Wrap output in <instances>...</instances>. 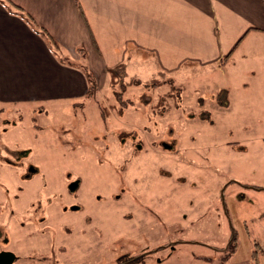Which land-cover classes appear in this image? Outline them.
I'll return each mask as SVG.
<instances>
[{
    "label": "rangeland",
    "instance_id": "rangeland-1",
    "mask_svg": "<svg viewBox=\"0 0 264 264\" xmlns=\"http://www.w3.org/2000/svg\"><path fill=\"white\" fill-rule=\"evenodd\" d=\"M139 65L144 80H138L160 81L128 84L119 67L111 83L109 74H96V81L93 74L81 97L0 107V247L17 254L15 264H116L139 259L144 246L187 237L196 240L193 249L217 253L205 264H219L253 254L256 241L264 264L260 105L251 98L255 114H238L234 106L212 112L210 103L223 100L217 91L231 89L229 64H187L191 78L171 95H160L169 76ZM204 112L208 118H201ZM217 115L214 128L200 124ZM248 184L261 191L245 189ZM212 204H220L225 219L213 216ZM229 215L237 246L228 245ZM176 255L162 247L137 264H195L190 254Z\"/></svg>",
    "mask_w": 264,
    "mask_h": 264
},
{
    "label": "crops",
    "instance_id": "crops-1",
    "mask_svg": "<svg viewBox=\"0 0 264 264\" xmlns=\"http://www.w3.org/2000/svg\"><path fill=\"white\" fill-rule=\"evenodd\" d=\"M82 59L88 61L90 70ZM143 62L146 68L155 65L160 74L169 76L162 79L168 80L169 89L160 95L173 94L179 84L184 89L183 83L191 78L183 71L187 64H229L231 89L217 91L219 96L223 93V100L219 98L221 105L210 103L212 112L234 106L238 114H255L251 109L255 104L264 115V0H0V107H46L81 97L90 91L87 70L93 72L94 81L96 74L102 79L109 74L111 83V69L119 67L128 84L160 81L158 77L141 81L139 64ZM220 79L217 76L215 83ZM214 93L209 92L210 96ZM208 113L201 118H208ZM218 118L200 124L214 128ZM244 188L260 192L262 187L248 184ZM216 190L213 193L220 192ZM212 206L213 216L225 219L220 204ZM259 217L264 219L263 213ZM228 223H232L230 215ZM192 241L196 240L186 237L156 248L144 246L135 263L162 247L170 248L172 255L190 254L195 264L218 258L217 253L193 249ZM217 261L259 264L252 253Z\"/></svg>",
    "mask_w": 264,
    "mask_h": 264
},
{
    "label": "trees",
    "instance_id": "trees-1",
    "mask_svg": "<svg viewBox=\"0 0 264 264\" xmlns=\"http://www.w3.org/2000/svg\"><path fill=\"white\" fill-rule=\"evenodd\" d=\"M27 18H28L27 20L34 26V28L38 29V27L36 26L35 21L33 20V18L29 17V16ZM226 57H228V56H226ZM111 73H112V77H113V75L115 74V70L111 69ZM89 80L90 81L93 80L91 75H89ZM155 81H158V80L155 79L154 82ZM118 98H120V100H121L122 99L121 95L120 96L118 95ZM230 227H231V233H230V238H229V244L228 245H237V232L235 231L234 226L232 225V223H231ZM233 242H234V244H233ZM255 244L257 245V249L254 250L253 255H254V259L256 260V259H258L257 255L259 253V249H258L259 248V243L255 241ZM137 259L138 258L134 256V258L129 259V260H125V261H124V259L121 260V261L119 260L116 264H134Z\"/></svg>",
    "mask_w": 264,
    "mask_h": 264
},
{
    "label": "water",
    "instance_id": "water-1",
    "mask_svg": "<svg viewBox=\"0 0 264 264\" xmlns=\"http://www.w3.org/2000/svg\"><path fill=\"white\" fill-rule=\"evenodd\" d=\"M16 258H17L16 253L13 251L0 252V264H12L16 260Z\"/></svg>",
    "mask_w": 264,
    "mask_h": 264
},
{
    "label": "flooded vegetation",
    "instance_id": "flooded-vegetation-1",
    "mask_svg": "<svg viewBox=\"0 0 264 264\" xmlns=\"http://www.w3.org/2000/svg\"><path fill=\"white\" fill-rule=\"evenodd\" d=\"M31 176H32V172L28 173V177L30 178ZM80 180L81 179H78V180H75V181H73V182L70 183V186L69 187H70V190L71 191H75L77 188H79V186H80ZM73 208H75V207H73ZM3 239H4V236L1 234V231H0V241L3 242ZM5 240L7 241L8 239L6 238ZM1 251H12V250L11 249H7V248L0 247V252ZM16 256H17V254H16ZM16 260H17V258H16ZM16 260L12 264H15Z\"/></svg>",
    "mask_w": 264,
    "mask_h": 264
}]
</instances>
